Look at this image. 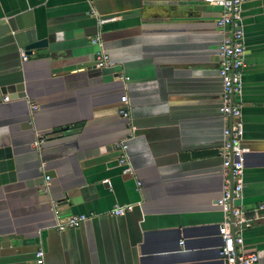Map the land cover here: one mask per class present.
<instances>
[{"label":"crops","instance_id":"crops-1","mask_svg":"<svg viewBox=\"0 0 264 264\" xmlns=\"http://www.w3.org/2000/svg\"><path fill=\"white\" fill-rule=\"evenodd\" d=\"M90 10L115 19L97 28ZM219 14L202 0H0V21L15 18L16 28L0 33V137L15 174L0 185V264H34L37 249L43 264H221ZM240 15L241 205L250 210L264 202V0H243ZM19 27L27 42L46 40L25 59ZM96 33L103 69L89 43ZM122 95L127 119L117 115ZM122 141L131 175L116 163ZM50 202L61 220L88 218L57 232ZM240 235L264 264V220Z\"/></svg>","mask_w":264,"mask_h":264},{"label":"built area","instance_id":"built-area-1","mask_svg":"<svg viewBox=\"0 0 264 264\" xmlns=\"http://www.w3.org/2000/svg\"><path fill=\"white\" fill-rule=\"evenodd\" d=\"M209 6L217 7L220 10L214 27L219 35L217 44L218 78L220 82V93L218 96L217 113L221 120V142L217 149V155L221 159V188L220 196L215 201L216 206L222 213V222L217 226V237L219 244L215 248L216 258L221 264H256L258 258L255 252L242 251L243 241L240 235L243 229L249 228L253 222L264 220V202L255 205L250 210H245L241 205L242 176L244 169V156L247 149L242 145V122L240 114V93H241V69L244 66L243 32L240 15V5L243 0H202ZM89 15L95 19L97 28L103 24L113 21L111 16H97L93 10ZM89 43L95 47L94 65L98 69L108 66V55L103 51L101 40L96 33L89 39ZM23 59L26 58L23 50L20 51ZM117 80L122 83L129 79L123 74L116 75ZM7 100L6 97L3 98ZM117 115L122 119L128 118L126 111V97H119ZM35 106H30L34 111ZM129 131L127 137L130 138ZM44 136L35 134L32 148L39 150ZM119 152L117 166L121 175H131L132 170L125 155L126 145L122 142L114 144ZM40 170V169H38ZM47 180V177L45 178ZM102 184L109 189L107 180ZM136 186L139 183L136 182ZM132 209V205H114L108 215L119 217ZM50 210L54 220V228L57 232L77 228L86 215L69 216L61 220L55 202H50ZM181 245V242H179ZM237 249L240 251L237 252ZM34 264H43V252L37 249L34 252Z\"/></svg>","mask_w":264,"mask_h":264},{"label":"water","instance_id":"water-1","mask_svg":"<svg viewBox=\"0 0 264 264\" xmlns=\"http://www.w3.org/2000/svg\"><path fill=\"white\" fill-rule=\"evenodd\" d=\"M15 18H10L7 20H1L0 21V28L3 29L1 34L9 33L16 31V28L12 25L14 24ZM18 30L20 31V34L26 38L27 29L19 27ZM23 45V52L24 55H29L32 50L42 48L46 45V40H36L27 42V38L25 39V42L22 43ZM18 91L20 90V87L17 88ZM21 91V90H20ZM8 93H13L12 89L8 90ZM17 97H23V94H19ZM15 181V174H14V168H13V162H12V155L10 151V147L8 145L6 137H0V185H4L7 183H13Z\"/></svg>","mask_w":264,"mask_h":264}]
</instances>
